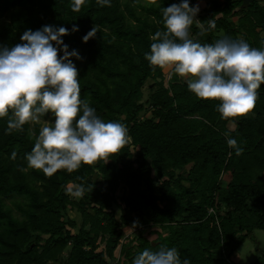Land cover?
<instances>
[{"label":"trees","instance_id":"obj_1","mask_svg":"<svg viewBox=\"0 0 264 264\" xmlns=\"http://www.w3.org/2000/svg\"><path fill=\"white\" fill-rule=\"evenodd\" d=\"M173 2L178 0H111L101 6L86 0L77 12L71 0H0L5 46L21 43L29 28L79 26L63 40L83 57L71 58L81 99L105 121L125 124L130 137L108 160L47 176L26 160L39 124L6 131L11 113L0 117V264H132L143 249L161 245L176 247L191 264H237L239 246L254 230H264V92L257 91L253 109L224 119L219 101L197 97L174 71L165 84L163 68L151 65L145 53L153 42L149 35L164 29L162 9ZM206 8V18L222 16L203 32L194 19L191 38L202 44L232 38L230 10L219 0ZM93 27L95 36L84 42ZM149 82L154 86L143 102ZM147 103L153 115L145 118ZM225 133L243 148L240 155ZM224 173L230 174L227 183ZM69 184L87 190L77 198L66 191ZM70 209L78 216L69 217ZM141 223L160 226L152 230L158 237L136 235L116 256L123 229Z\"/></svg>","mask_w":264,"mask_h":264},{"label":"clouds","instance_id":"obj_2","mask_svg":"<svg viewBox=\"0 0 264 264\" xmlns=\"http://www.w3.org/2000/svg\"><path fill=\"white\" fill-rule=\"evenodd\" d=\"M86 0H71L73 11H79ZM111 0H97L110 5ZM200 11L199 4L178 0L162 9L163 30L149 35L153 41L145 58L153 66L170 67L184 78L189 91L202 99L219 101L217 111L224 119L253 109L257 89L264 83V48L252 47L241 38H220L213 43H200L190 35V28ZM216 27L208 21L207 29ZM79 30L54 24L39 29H26L21 43L11 47L0 44V117L9 116L6 131L21 129L29 122H39L49 114L50 124L41 126L34 145L26 153L28 167L52 176L63 169L71 173L82 164H92L120 151L130 141L128 128L118 120L98 115L87 98L81 99L79 72L72 57L83 59L75 48L63 40ZM93 27L83 37L95 36ZM62 53V54H58ZM226 135L228 146L240 155L243 148L235 138ZM13 158L15 153L13 152ZM83 184L66 191L81 197ZM154 239L153 237H149ZM132 264H191L181 259L176 247L161 245L156 250L145 248L135 255Z\"/></svg>","mask_w":264,"mask_h":264},{"label":"rangeland","instance_id":"obj_3","mask_svg":"<svg viewBox=\"0 0 264 264\" xmlns=\"http://www.w3.org/2000/svg\"><path fill=\"white\" fill-rule=\"evenodd\" d=\"M212 1V0H210ZM209 2V0H198V4L200 6V11L197 14V17L195 18L196 22L200 25L203 24H208L209 20H214L215 22L218 20V18L221 15V13L219 12L217 15H215L214 17H209L206 18L205 14L207 12V8H205L206 4ZM231 12V11H230ZM202 15V16H200ZM229 18H231V13H228ZM216 28V27H215ZM218 32L220 30H217ZM172 68L170 67H164L163 68V72L165 74V79L164 82L165 84L169 83V80L171 78L172 74ZM162 78L158 77V80L161 81ZM182 80H184V78L181 77ZM152 81V80H150ZM152 87L154 86V83L149 82L145 88H144V94L141 98V100L143 102H146V98L148 97V87ZM263 91L264 92V85L261 88H258L257 91ZM153 115V107L151 104L147 103V108L146 111L143 112L141 114L142 117H149ZM52 121V117L50 115H48L47 117H41L39 122H32L34 123H38L40 128L43 124L48 123L50 124ZM234 122H230L228 125L229 129L234 128ZM191 167V163L186 165L183 169L184 170H188ZM225 180V183H227V181L230 180V174L229 173H224L223 177ZM187 183H189L188 181H185ZM70 185V184H69ZM227 185V184H226ZM71 186V185H70ZM128 189V188H127ZM120 192H122L121 189H117V194H119ZM122 209L118 208L117 212H116V217H119L121 215ZM78 216V213H76V211L74 209H70L69 210V217L71 218H75ZM156 229H161L160 226L155 227V225H151V224H139V225H133V226H126L123 229V234L122 237L120 238V244L117 247L115 254L116 256L120 255L121 252V245L122 244H126L128 243L131 238H134L136 235L139 234H145L147 236H151L155 240L158 235L155 232H152V230H156ZM139 239L136 238V240L134 241V244H136V242H138ZM98 244V250H101L104 248V242H99ZM155 244V243H154ZM235 262L237 264H264V230L261 229H256L253 232H251L250 235L247 236L246 240L239 246L237 252L235 253V255L233 256ZM117 260V258L115 259V261ZM49 264H55V263H49Z\"/></svg>","mask_w":264,"mask_h":264},{"label":"flooded vegetation","instance_id":"obj_4","mask_svg":"<svg viewBox=\"0 0 264 264\" xmlns=\"http://www.w3.org/2000/svg\"><path fill=\"white\" fill-rule=\"evenodd\" d=\"M214 1V0H212ZM231 11L232 38L246 40L252 47L264 48V0H219ZM206 4L205 8L210 5Z\"/></svg>","mask_w":264,"mask_h":264}]
</instances>
